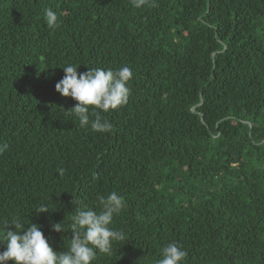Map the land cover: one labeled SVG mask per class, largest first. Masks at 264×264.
<instances>
[{
	"label": "trees",
	"instance_id": "trees-1",
	"mask_svg": "<svg viewBox=\"0 0 264 264\" xmlns=\"http://www.w3.org/2000/svg\"><path fill=\"white\" fill-rule=\"evenodd\" d=\"M68 64L131 68L110 133L65 115ZM0 142V225L19 215L57 252L77 206L116 192L126 239L92 264H156L171 242L179 264H264V0H0Z\"/></svg>",
	"mask_w": 264,
	"mask_h": 264
},
{
	"label": "clouds",
	"instance_id": "clouds-1",
	"mask_svg": "<svg viewBox=\"0 0 264 264\" xmlns=\"http://www.w3.org/2000/svg\"><path fill=\"white\" fill-rule=\"evenodd\" d=\"M148 3L149 0H131L136 9ZM43 18L49 29L59 27L58 15L51 8L44 10ZM77 68L73 64L62 67L65 75L55 85L61 96L77 101L74 107L64 110L65 115L75 117L80 128L90 127L94 132L110 133L113 125L102 114L127 104L130 95L127 85L133 76L131 68L122 66L104 70L87 67L88 70L83 73H78ZM8 148V143L0 142V154ZM58 172L63 175L64 169H58ZM98 201L99 211L91 208L82 210L77 206L69 226L72 237L63 252H57L50 246L40 225L25 224L19 215L5 220L0 225V243L5 245L0 252V264H8L9 261L13 264H92L98 253L110 254L114 242L126 239L123 230L110 227L114 217L125 209L126 202L116 192L99 196ZM34 210L39 214L49 208L41 205ZM52 229L55 232L65 231V225L62 222L53 223ZM161 255L156 264H179L188 252L178 243L171 242L162 248Z\"/></svg>",
	"mask_w": 264,
	"mask_h": 264
}]
</instances>
